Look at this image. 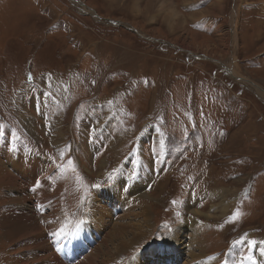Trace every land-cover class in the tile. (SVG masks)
Listing matches in <instances>:
<instances>
[{
  "label": "rangeland",
  "instance_id": "1",
  "mask_svg": "<svg viewBox=\"0 0 264 264\" xmlns=\"http://www.w3.org/2000/svg\"><path fill=\"white\" fill-rule=\"evenodd\" d=\"M207 1L84 2L119 25L99 24L71 0H0V179L11 159H42L37 187L66 224L79 211L91 218L86 203L119 174L143 180L132 213L148 208L151 227L109 255V264H138L152 245L163 247L176 228L191 225L197 210L209 215L195 220L205 256L187 261V236L178 263L264 264V0ZM180 3L191 8L181 11ZM221 63L258 90L229 77ZM16 176L9 186L20 196L28 178ZM10 191L0 183V264L14 261L13 241L1 234ZM37 193L25 207L35 211ZM123 207L79 261L132 220ZM26 217L24 226L39 225L32 240H45L48 252L27 247L23 254L29 264L48 263L52 234L62 227L49 233L47 217ZM86 224L76 226L79 234Z\"/></svg>",
  "mask_w": 264,
  "mask_h": 264
},
{
  "label": "bare ground",
  "instance_id": "2",
  "mask_svg": "<svg viewBox=\"0 0 264 264\" xmlns=\"http://www.w3.org/2000/svg\"><path fill=\"white\" fill-rule=\"evenodd\" d=\"M163 3L165 4V2ZM135 32H137V30H135ZM220 65L226 67L222 63ZM229 71L231 72L232 76H234L235 79L238 80L239 82H242L244 84H249L250 86H257L253 83L245 82V79L242 78V76H238V74L237 75L234 74L232 70L229 69ZM258 87L259 86H257L256 88L257 90H258ZM259 89H261L264 92V89H262L261 87H259ZM56 142L58 141L56 140ZM10 163L14 164L11 170H8L7 168H5V172L3 170L4 177L0 179L1 185H4V187H7V188L10 187L13 189V191H10L12 192L11 193V196H12L11 206L12 207L10 209H7L6 211L5 210L3 211V214H4L3 220H5V225L7 227H4L5 231L1 232V234L4 233V236H6L11 242L13 241L12 242L13 246H11V249L13 250L14 261L12 262V264L31 263L32 259H30V256L26 257L23 254L24 248L28 247L31 249H35V248L40 249V250H43L42 253L45 252V255H47L46 253L48 252V250L44 251V247L47 246L46 245L47 242L45 240L40 239L41 242L40 241L36 242V241H33L34 239L32 240L30 236V234H33L34 230L35 231L39 230V227H38L39 225H34L33 227L27 226V225L24 226L23 220L26 221V219L28 218L26 217L28 212L32 213L33 218L34 216H42L44 217L43 221H47L49 219L51 221V225L49 226L50 228L49 233L53 230L52 227H54L55 230L59 228L60 226L62 227V229L56 230V232L58 233H56L55 235L52 234L54 238V244L52 246L55 250V253L52 252V254L48 256L47 261L49 260L50 261L48 263L46 262L47 264H109L108 261L111 260L112 258V256H109V255H113L115 253L118 254V253L123 252L124 249L128 248L129 246L128 244H131L133 240L138 238L137 235L140 234V231L141 229H143V226H146V227L149 226V229L151 227V225H149L150 219L147 216L148 211H149L148 208L142 209V211L138 215L136 213H132L134 212V210L138 209V207L136 208L135 205L137 202H140L143 194L145 193L144 191H142L143 183H144V182L142 183L143 180L141 181L140 178L131 176L132 174H130V176L119 174L111 186L103 188L98 193L97 192L95 193V196L92 198L90 203H86L88 215H91L92 216L91 218L81 219V217H84V214L83 212L79 211L73 217L75 220H77V222L66 224V222L64 221L66 217L64 216L61 217L59 213L60 209H58V207L56 206V203H52L51 201H48L52 199L48 197V193H46L47 190L40 189L41 186H39L40 188L37 187V183L41 184L42 179L45 178L44 174L42 175V172H40L41 174L40 178H37V176H39V172L37 171L38 168L36 164L38 163V166L44 165V162L42 161V159H39V158L33 159V158H28L26 156V158L21 160V163L13 159L10 160ZM21 164H23L25 167H23ZM42 170H44V168ZM15 171H17L16 174H15ZM18 173L24 177L26 176L28 178L26 182L29 184V188L25 187V185L23 184L20 185L21 189L23 190L20 196L17 194V189H18L17 186L15 187L9 186L17 182L16 178L18 176L16 175ZM48 176L46 177L48 178ZM36 192H38L37 195H38L39 201L38 200L37 201L40 202V205L38 204L33 205V207H35V211H34V210H31L25 207V205L28 203L29 197L30 196L32 197V194L34 195V193ZM223 200L225 201L221 202L220 200L219 204L222 206H227L228 203L226 202V199H223ZM47 202H49L50 205H48ZM122 205L124 206L122 210H125V211L129 210L127 212L124 211V213L126 214L124 217L129 219L131 218L130 216H132V220L127 222V224H124L123 226L120 225L122 227L117 225L118 227L115 228L114 232L108 233L105 240L101 239L102 240L101 244L96 245L93 251L89 255L85 256L81 261H79V259L83 257V254H82L83 250L85 252L90 251L91 246L93 247L94 244H98L99 241L95 242V237H97L100 233L103 234L105 231L104 229L108 231V226H107L108 224L106 225L104 220L106 218H108L109 220L111 218L112 220V218L114 217V214ZM47 209L51 210L50 211L51 214H49L50 212L47 214ZM214 209H218L216 207V204L214 205ZM194 212L196 215V219L200 218L199 216L201 215L202 216L204 215L205 217H209L208 214L205 215L199 210L194 211ZM122 215L123 214L121 213L120 216L123 217ZM46 217L48 219H46ZM137 217H140V220H139L140 222L133 223L135 222L134 219L135 220L138 219ZM36 220H34L33 222H35ZM83 220L87 221V224L80 228L81 234H79V232L76 230V226ZM195 220L193 221L191 225L184 227L182 230L180 229V227L176 228L177 231L176 230L174 231V236H171L165 242L163 247L152 245L144 253L145 255L142 257L143 259L141 260L140 258V261L138 264H163V262H165V264H179V263L183 264L181 263V261L178 263V259L181 256L180 251L183 249L182 248V246L184 245L183 240L187 236H190V250H189L190 253L188 254L187 261L194 262V261H197L199 258L205 256L202 253L201 248L198 246L199 243L196 239L198 237L197 235L200 229L196 228L195 224L197 223V221ZM106 222L108 221L106 220ZM2 226L4 225H1V227ZM185 231H189V233L185 234ZM149 232L147 231V235L150 234ZM49 233L47 235H49ZM82 235H85L86 238L83 239ZM107 238L108 240H106ZM109 240L111 241L110 245H107L108 243L107 241ZM39 243L42 247L38 246ZM104 244H106L105 247H104ZM179 246H180V249L178 248ZM28 251L30 252V250ZM25 253H28V252H25ZM172 253H175V255L172 256L171 255ZM260 253L264 254V252H260ZM164 255L165 256L169 255L168 256L170 257L168 258L169 261L168 260L166 261L165 258H163V261H162V257ZM44 258L45 257L43 255L38 256V261H44ZM46 263L40 262L37 264H46ZM214 263L216 264L214 259L210 258L208 264H214ZM187 264H190V263H187ZM222 264H227V263L223 262Z\"/></svg>",
  "mask_w": 264,
  "mask_h": 264
},
{
  "label": "water",
  "instance_id": "3",
  "mask_svg": "<svg viewBox=\"0 0 264 264\" xmlns=\"http://www.w3.org/2000/svg\"><path fill=\"white\" fill-rule=\"evenodd\" d=\"M71 3H72L73 6H74L79 12H81L82 14H85V15L89 14L90 16H92V17L95 18V19H98L99 21L104 20V21L111 22V23H113V24H119V25H122L121 21H116V22H115V21H112V20H109V19H104V18H102V16H100V15H99V14H98L93 8L87 6V5L84 3V1H81V0H73ZM87 10H89V11H87ZM126 28L131 29V30H136V29H134L132 26H128V27H126ZM148 40H150V39H148ZM190 54L193 55L192 52H191ZM194 56H195V58H197L196 55H194ZM222 68H223L226 72L230 73L229 68L224 67V66H222Z\"/></svg>",
  "mask_w": 264,
  "mask_h": 264
},
{
  "label": "crops",
  "instance_id": "4",
  "mask_svg": "<svg viewBox=\"0 0 264 264\" xmlns=\"http://www.w3.org/2000/svg\"><path fill=\"white\" fill-rule=\"evenodd\" d=\"M84 2H88V0H84ZM205 2L207 3L208 1L207 0H205ZM201 3L202 2H198V6L195 8V9H200V5H201ZM209 3V2H208ZM137 4H139L138 2H137ZM149 3H147L145 6H147ZM140 5V4H139ZM158 8V6L157 7H155V9H157ZM179 8H180V10L181 11H183V10H185V9H188V8H191V5H190V3H187V4H181L180 3V5H179ZM99 15L101 14L96 8H93ZM88 11V10H87ZM136 11V10H135ZM156 14H158V12L157 11H154ZM102 16V15H101ZM196 25L197 24H199V21H197L196 23H195Z\"/></svg>",
  "mask_w": 264,
  "mask_h": 264
}]
</instances>
